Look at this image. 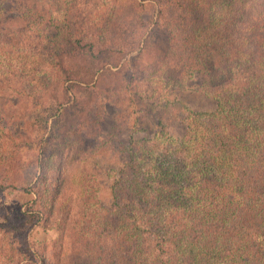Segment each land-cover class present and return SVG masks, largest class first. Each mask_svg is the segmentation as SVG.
<instances>
[{"label":"trees","instance_id":"obj_1","mask_svg":"<svg viewBox=\"0 0 264 264\" xmlns=\"http://www.w3.org/2000/svg\"><path fill=\"white\" fill-rule=\"evenodd\" d=\"M101 1L0 0V193L26 196L0 222V264H60L65 233V264H264V0H158L150 37L165 46L132 78L103 73L121 50L89 25ZM126 5L113 29L135 19ZM195 78L214 108L188 109L178 136L159 112ZM117 94L141 113L124 141L117 118L102 133ZM62 106L48 130L42 117ZM99 156L117 162L106 201L86 163ZM76 158L70 215L63 171Z\"/></svg>","mask_w":264,"mask_h":264},{"label":"rangeland","instance_id":"obj_2","mask_svg":"<svg viewBox=\"0 0 264 264\" xmlns=\"http://www.w3.org/2000/svg\"><path fill=\"white\" fill-rule=\"evenodd\" d=\"M112 2V3H111ZM101 4L108 5V9L113 8L112 12H107L106 6L98 5L95 12H92L90 26L95 27L94 29L103 34V25L109 26V31L117 33V37L114 40V48L119 51V57L114 66L107 65L106 70L103 72L104 75H114L119 71L125 74L130 78L134 77L133 65L139 69L149 70V67L152 65L153 56H158V50L162 49L165 46V33H159L158 39H152L150 36L154 34V30H157V24H159L160 19L158 18L159 2L158 0H134L135 3V19L132 22H128L125 27L118 31L113 29L114 25H117L120 22L122 17H125L124 14L128 11L127 0H102ZM127 28V29H126ZM153 29V30H152ZM152 31V32H151ZM157 35V34H156ZM122 47V49H120ZM97 74L93 82L98 78ZM137 81V80H136ZM127 82V81H126ZM126 85V83H125ZM124 85V86H125ZM123 86V87H124ZM199 89V88H198ZM197 89V80L196 78L192 81L191 87L187 90L176 93L171 99L174 100L171 108L166 110H161L159 115H161L163 122L168 126L170 131L175 135H181L184 132V125L181 121L188 109L194 110H211L214 108V100L201 93ZM121 95H110L111 102L105 107L104 121H103V130L102 133L109 130L112 120L115 118L122 124V140L128 138V134L133 118L135 116H140L138 108L131 106L130 103L124 102V99H120ZM1 98V97H0ZM125 98V97H124ZM171 100V101H172ZM126 105H123V103ZM2 103V102H1ZM123 105V106H122ZM21 108V107H20ZM174 108V109H173ZM64 106L59 107L56 111V115L51 113L48 116H43L42 122L43 126L50 129V126L57 118V116L63 112ZM138 111V113H137ZM2 112L4 115H2ZM119 114V116H118ZM143 115V114H142ZM9 114H7L1 108L0 111V125L8 120ZM12 119H10L11 121ZM145 123L146 121L143 120ZM145 135V131L136 133V135ZM87 168L92 169L96 174L100 175L99 183L101 188L102 199L105 198L106 201L108 197L107 189V179L105 177L106 170L110 167L117 165L116 158H102L101 156L94 158L91 162H86ZM81 164L76 159H71L66 161L64 166V183L62 187L61 196L65 203L70 207V215L74 214L77 210L79 203V191L77 185V178ZM35 171L33 167H26L24 169V177L26 179H31ZM102 178H104L102 180ZM26 201V196L20 192L14 191H3L0 193V222L4 221L7 218L15 219L18 215L22 204ZM56 234L53 230H48L43 232L41 228H37L34 231L36 237H53ZM69 244L66 237V233L59 239L57 246L53 249L58 259L57 262L60 264H65L66 252L68 251ZM55 262V263H57Z\"/></svg>","mask_w":264,"mask_h":264}]
</instances>
